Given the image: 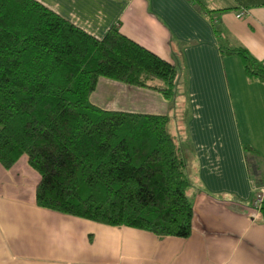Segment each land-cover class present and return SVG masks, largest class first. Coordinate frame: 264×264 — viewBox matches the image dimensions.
<instances>
[{"label": "crops", "instance_id": "obj_1", "mask_svg": "<svg viewBox=\"0 0 264 264\" xmlns=\"http://www.w3.org/2000/svg\"><path fill=\"white\" fill-rule=\"evenodd\" d=\"M39 1L96 37L115 25L178 67L171 100L105 76L90 100L169 116L191 180L192 230L159 236L40 207V176L23 154L0 163V264H264V217L252 207L264 185V81L223 51L241 45L264 61V0Z\"/></svg>", "mask_w": 264, "mask_h": 264}, {"label": "trees", "instance_id": "obj_2", "mask_svg": "<svg viewBox=\"0 0 264 264\" xmlns=\"http://www.w3.org/2000/svg\"><path fill=\"white\" fill-rule=\"evenodd\" d=\"M223 51L264 81V61L246 47ZM100 76L171 100L179 69L115 25L96 37L39 0H0V163L27 156L40 207L187 237L191 180L169 116L92 103ZM259 207L264 217V198Z\"/></svg>", "mask_w": 264, "mask_h": 264}, {"label": "built area", "instance_id": "obj_3", "mask_svg": "<svg viewBox=\"0 0 264 264\" xmlns=\"http://www.w3.org/2000/svg\"><path fill=\"white\" fill-rule=\"evenodd\" d=\"M256 190V197L252 203V207L256 210H260L259 206L261 201L263 200V195H264V185L258 187L255 189Z\"/></svg>", "mask_w": 264, "mask_h": 264}, {"label": "rangeland", "instance_id": "obj_4", "mask_svg": "<svg viewBox=\"0 0 264 264\" xmlns=\"http://www.w3.org/2000/svg\"><path fill=\"white\" fill-rule=\"evenodd\" d=\"M83 218V217H82ZM85 219H87V218H85ZM90 220V219H89ZM91 221H93V220H91ZM94 222H96V221H94ZM97 223H100V222H97ZM103 224V223H102Z\"/></svg>", "mask_w": 264, "mask_h": 264}]
</instances>
